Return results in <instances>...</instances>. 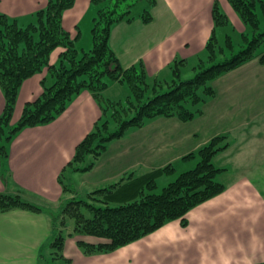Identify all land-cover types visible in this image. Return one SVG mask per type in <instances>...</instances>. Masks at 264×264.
Segmentation results:
<instances>
[{
	"label": "crops",
	"instance_id": "obj_1",
	"mask_svg": "<svg viewBox=\"0 0 264 264\" xmlns=\"http://www.w3.org/2000/svg\"><path fill=\"white\" fill-rule=\"evenodd\" d=\"M47 2L0 0V12L26 21ZM216 2L229 19L228 26L216 30L219 41L220 29L243 36L246 27L228 0H157L151 8V23H143L141 14L113 28L111 47L124 68L142 61L151 78L168 76L174 61H196L205 49L215 29ZM94 16L91 0H76L64 14V28L81 50L93 47ZM225 34L226 40L230 34ZM63 52V48H57L50 64L57 66ZM46 78L47 70L23 83L14 124L21 119L25 105L41 96ZM214 87L216 97L205 105L202 115L190 122L157 118L132 130L112 142L91 171L73 173L72 180L80 193L87 194L132 173L140 176L170 165L173 173L178 165L186 172L198 161L196 157L187 158L189 155L214 138L225 136L229 148L215 159L220 162L219 158L228 155L229 159L214 163L226 169L223 177L228 189L190 211L187 227L180 220L170 222L110 254L85 256L78 241L98 244L102 240L69 238L64 254L71 264L264 263V64L249 62L218 78ZM4 108L0 89V116ZM101 116L98 103L85 91L52 124L20 132L8 145L9 157L0 164V194L23 190L40 204L57 206L68 196L59 177ZM51 235V220L46 213L22 209L0 213V264H45L40 252Z\"/></svg>",
	"mask_w": 264,
	"mask_h": 264
},
{
	"label": "trees",
	"instance_id": "obj_2",
	"mask_svg": "<svg viewBox=\"0 0 264 264\" xmlns=\"http://www.w3.org/2000/svg\"><path fill=\"white\" fill-rule=\"evenodd\" d=\"M142 1H147L151 8L157 3V0H91L95 16L91 30L93 47L89 50L79 49L63 25L64 14L74 7L76 0H48L46 7L26 21L0 12V89L5 99L0 116V164L9 157L8 145L20 132L52 124L87 91L98 103L102 116L59 177L64 194L73 195V185L66 182L68 176L91 171L112 142L157 118L194 120L216 97L214 83L218 78L254 60L264 64V0H228L246 27L245 44L239 51L236 52L230 35L224 44L218 39L217 28L228 26L229 19L216 2L215 29L196 63L174 61L168 68L170 81L151 78L142 61L124 68L110 44L112 30L120 23L132 21V10ZM151 8L141 16L145 24L153 21ZM57 48H63L64 52L56 66L50 61ZM46 70L49 78L42 82L41 96L25 105L21 119L13 125L23 83ZM191 72L195 75L186 79ZM115 84L128 88L124 101L106 96ZM229 145L227 137L219 136L189 155L187 158H199L197 166L181 173L160 193H155L159 180L174 172L172 165L140 176L132 173L82 198H64L56 211L31 199L32 195L23 190L0 194V213L22 209L49 215L52 235L40 252L45 264L57 259L71 264L64 254L69 238L88 236L102 240L98 244L78 241L85 256L110 254L170 222L180 220L187 227L186 216L190 211L228 189L220 179L226 169L216 166L214 159ZM46 250H51L48 259Z\"/></svg>",
	"mask_w": 264,
	"mask_h": 264
},
{
	"label": "rangeland",
	"instance_id": "obj_3",
	"mask_svg": "<svg viewBox=\"0 0 264 264\" xmlns=\"http://www.w3.org/2000/svg\"><path fill=\"white\" fill-rule=\"evenodd\" d=\"M150 8H151L150 4L147 1H142V2L138 3L133 8L132 14H133V16L137 17V16L143 14L146 10H149ZM225 33L230 34V36H231V38H232V40L234 42V45L236 47V52L240 50V48H241V46L243 44H245V42L243 40V36L238 35L237 33H234V31H232V30H222V29H220L218 35L221 38V41H222L221 44H224V42H225V35H226ZM191 63H196V61H193ZM194 75H195V73L191 72V73L187 74L185 76V78L189 79V78H192ZM159 78H160V80H167V81L169 80L170 81L171 80L170 72H169L168 76H162V77H159ZM128 94H129L128 88L125 85H121V84H115L111 89H109L106 92V96L108 98H110L112 100H116V101H124L127 98ZM12 124L14 125L13 120H12ZM197 159H198V161H196L192 165L193 169L197 166V164L199 162V158H197ZM219 159H221L220 162L225 161V159L228 160L229 159V155L228 156H223L222 158H219ZM216 161H217V164L219 165L220 164L219 160L218 159L217 160L214 159L215 163H216ZM175 168H176V171H177L176 173H173L172 175H169V176H164L163 178H161L159 180L158 188L155 190V193H160L165 186H167L171 182L175 181L178 178V174L179 173L181 174V172H183L182 170H184V169H181L182 167H180L179 165L176 166ZM220 179H221L222 182H224L223 175L221 176ZM225 180L227 181L228 178H226ZM66 182H67L68 185H71V184L73 185V189L75 190V194L68 195V196L65 197V199H69V198H73V197L82 198L83 196H85V194L80 193V191L77 189L75 183L72 180V175L68 176ZM58 206H59V204L57 206L51 207L50 209H53V211H56ZM50 253H51V250H46L45 256H46L47 259L50 257ZM51 264H64V262L59 260V259H57V261H52Z\"/></svg>",
	"mask_w": 264,
	"mask_h": 264
}]
</instances>
